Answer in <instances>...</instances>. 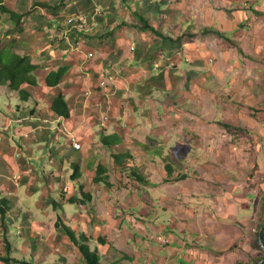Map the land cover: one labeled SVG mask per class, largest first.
Returning <instances> with one entry per match:
<instances>
[{
  "label": "crops",
  "instance_id": "obj_1",
  "mask_svg": "<svg viewBox=\"0 0 264 264\" xmlns=\"http://www.w3.org/2000/svg\"><path fill=\"white\" fill-rule=\"evenodd\" d=\"M5 4L21 16L16 26L8 15L12 26L21 33L22 51L19 52L31 55L39 66L35 73L39 84L25 87L32 94L29 101H23L7 86H0L11 98L20 101L17 108L0 106V201L5 200L9 210L6 218L0 212V258L29 264H74L70 255L82 254L62 226L57 227L60 220L61 225L71 227L77 235L85 234L90 238L87 244L98 249L101 264L103 259L111 257L114 248L118 252L109 259L111 263L141 264L152 244L149 238L144 240L146 233H142L140 240L134 234L124 237L123 229H129L124 226L133 224L125 217L120 218L119 214L124 215L125 210L118 208L117 202L122 198L117 196L118 187L115 177H111V169L117 171L120 180L123 175L120 172L131 169L128 167L142 174V164L137 160L146 158L153 161L152 169L142 175H150L146 179L153 181L152 174L161 173L168 183L177 173L175 165L177 169L182 167L178 162L160 166L158 163L161 158L185 159V86L213 77L206 74V62L197 60L195 53L189 52L200 39L185 43V0H6ZM212 11L211 17L216 10ZM138 13L169 38L163 39L146 30ZM217 13L213 20L215 26L231 37L229 30L232 29H224L221 22L222 19L227 24L230 22L228 10L224 11V16L220 11ZM73 15L98 19L101 27L89 33L79 32L68 24ZM213 22L206 27H211ZM91 53L95 54L93 59L89 58ZM217 55L220 61L225 59L222 51L217 50ZM220 61L218 59L217 70ZM60 67L68 68L59 90L70 104L72 117L69 119H62L53 112L52 102L58 90L46 85L49 74ZM217 70L219 78H223ZM103 81L108 82L107 88L101 86ZM104 114L111 117L110 122H102ZM63 122L70 132L77 134L85 149L78 151L72 146L60 128ZM30 132L35 133L27 138ZM163 141L165 149L152 148L161 146L159 143ZM96 142L105 144L107 151L100 148L99 152H94ZM117 142L119 144L115 145ZM145 144L150 146L148 151L144 149ZM115 148H119V152ZM74 151L81 155L76 156ZM143 151L148 153L143 154ZM109 154L110 157L121 154L123 165L117 162L110 165ZM93 156L99 161L91 168L88 161ZM134 159L135 165L131 163ZM100 165L107 168L105 176H110V184L95 182ZM75 166L79 167L81 176L77 179L72 175ZM168 166L172 177H169ZM16 175L20 176L19 181L15 180ZM183 179L178 183L182 185ZM68 186L70 192L58 197L59 191H66ZM112 188L116 190L111 191ZM82 190L92 194V199H87L84 206L70 203L69 197L83 198ZM181 196L178 199L182 200ZM124 199L126 206L133 205L135 200ZM165 199L169 205L177 195ZM139 200L137 205L141 204ZM89 204L94 205L92 210ZM172 209L177 218H184L183 209ZM10 224L18 227L21 239L11 236ZM173 231L178 232L173 229L169 236L165 235L169 241L184 239V230L176 235ZM99 238L106 243H99ZM135 242L140 251L133 247ZM183 250L167 247L157 260L159 264H179L184 261ZM52 251L64 259H57ZM82 263L85 264L84 259ZM0 264L7 263L0 261Z\"/></svg>",
  "mask_w": 264,
  "mask_h": 264
},
{
  "label": "rangeland",
  "instance_id": "obj_2",
  "mask_svg": "<svg viewBox=\"0 0 264 264\" xmlns=\"http://www.w3.org/2000/svg\"><path fill=\"white\" fill-rule=\"evenodd\" d=\"M200 8L208 12L200 13ZM213 9L216 11L211 17ZM227 10L230 22L225 23V19L221 22L224 29H232L230 36L244 53L225 39L203 34L217 12L224 16ZM10 22L4 14L0 22V41L22 51L21 33ZM211 27L219 28L215 21ZM193 39L201 42L189 52H194L197 60L206 62V74L213 77L185 86V117L182 116L185 119V159H160L159 166L162 163L175 165L176 162L182 166L177 169L175 165L177 173L168 183L161 173L152 174L153 181L148 183L130 180L132 167L123 171L127 172L125 174L120 172L123 174L120 180L117 171L111 169V177H115L118 187L117 196L122 198L117 202L118 208L125 210L124 215L119 214L120 218L125 217L133 224L124 226L129 229H123V233L126 238L134 234L139 240L142 233H146L144 240L150 239L152 249L144 254L147 257L141 264H148V261L159 264L157 257L164 255L167 247L184 249V261L179 264H248L263 255L257 247L256 232L262 223L264 207V0H185V43L188 45L189 41L194 42ZM217 50L225 53L223 61ZM189 56L193 54L189 53ZM218 59L221 66L217 70ZM189 60L192 62L191 58ZM216 70L223 78H219ZM19 102L0 89L2 109L12 105L17 108ZM159 144L161 146L152 148L165 149V141ZM133 145L141 149L139 144ZM100 148L107 151L105 144L96 142L94 152H99ZM115 149L119 152V148ZM144 149L148 151L149 144H145ZM73 153L81 155L77 151ZM152 154L156 155V152ZM97 161L99 159L93 156L88 165L92 168ZM137 161L142 164L140 172L148 174L153 161L146 158ZM114 162L116 159L109 154L108 163L114 165ZM131 163L135 165L136 160ZM72 171L74 176L77 169ZM184 175L181 185L178 182ZM86 177L89 178L87 174ZM148 177L150 175H146ZM128 192L130 194L126 195ZM172 194L177 195V199L168 203L178 211L183 209L181 216L184 218H177L170 204H166L165 198ZM61 195L65 197L66 191L60 190L58 197ZM180 195L182 200L178 199ZM124 198H135L133 205H123ZM82 202L84 206L85 200ZM89 208L92 210L94 205L89 204ZM173 229L184 230V239L169 241L165 235L169 236ZM9 230L12 237L21 239L17 226L10 224ZM173 232L174 235L178 233ZM161 238L168 242L163 244ZM80 241L88 243L90 240ZM133 247L140 251L136 242ZM117 252L114 248L111 257L103 259L102 264H113L109 259L112 260ZM52 253L57 259H64L58 253ZM70 257L71 263L83 264L79 254ZM122 263L130 264L128 261Z\"/></svg>",
  "mask_w": 264,
  "mask_h": 264
},
{
  "label": "trees",
  "instance_id": "obj_3",
  "mask_svg": "<svg viewBox=\"0 0 264 264\" xmlns=\"http://www.w3.org/2000/svg\"><path fill=\"white\" fill-rule=\"evenodd\" d=\"M6 0H0V22L2 20V16L4 14L9 15L12 20H14L15 25L18 26L21 16L18 15L16 12H13L6 6L5 4ZM138 16L141 20V22L144 24V27L146 30L153 32L155 35L162 37L163 39L169 38L168 36H165L163 32L160 30H157L155 27L152 26L151 22L144 16L138 13ZM204 35H214L221 39H225L229 42H231L234 45H237V42L229 37L226 33H224L222 30L214 28V27H207L203 30ZM184 37V36H183ZM239 50L243 52V49L238 46ZM39 66L36 65L33 61V58L29 54H22L18 51L16 47L9 44H3L0 41V86H7L11 92H16L20 95L21 99L23 101H29L32 97V94L27 92L25 90V87L27 85L31 86H37L39 84L37 77L35 76V73L38 71ZM68 73V68L60 67L58 70H55L49 74V76L46 79V85L54 90H58L55 94V98L52 102V110L53 112L58 115L59 117L63 118H71L72 117V110L70 107V104L65 96V94L59 90V87L61 83L63 82L66 74ZM229 129H232L229 125H225ZM107 141V139H106ZM107 143V142H106ZM107 146L109 144H106ZM113 157L116 159V162L119 165H123L124 157L121 155H113ZM77 169L76 174H74L73 178L77 179L80 178V170L78 166H75ZM168 172L169 177H172V169H170V166H168ZM108 173L107 168H105L103 165H100L97 172V177L95 178L96 183H102L106 182L109 183L108 179L105 175ZM130 178L133 180H138L140 182H147L145 176L140 174L138 171L132 170V172L129 175ZM185 175L183 176V178ZM170 181V180H168ZM110 184V183H109ZM83 189V188H82ZM83 191V190H82ZM70 192H66L67 194ZM83 198L78 199L77 197H72L69 201L70 203H84L82 201L88 199H92V194L85 193L83 191ZM57 207V203H56ZM8 208H7V202L5 200L0 201V212L3 215V218H6L8 214ZM262 223L259 227V230L256 232L257 234V247L261 250L263 255L259 258H253L251 263L248 264H264V207H263V216H262ZM60 220L57 222V227L64 229V232L68 236L69 240L78 248L80 253L82 254V257L85 261V264H101V255L98 251V249H92L91 246L87 243H83L80 241L82 239L83 241H89L90 238L87 237L85 234L80 235V238H78V235L73 231V229L65 224L61 225ZM98 242L101 244H105L106 240L99 238ZM262 242V243H261ZM260 243V244H259ZM0 261H3L7 264L11 263H23V264H29L26 261H19V260H13L9 258H0Z\"/></svg>",
  "mask_w": 264,
  "mask_h": 264
},
{
  "label": "built area",
  "instance_id": "obj_4",
  "mask_svg": "<svg viewBox=\"0 0 264 264\" xmlns=\"http://www.w3.org/2000/svg\"><path fill=\"white\" fill-rule=\"evenodd\" d=\"M68 24L70 27L78 30L79 32H85V33H89V32H92L93 30L97 29V28H100L101 27V22L98 20V19H90L89 16H86V15H73L71 16L69 19H68ZM95 57V54L91 53L89 58L90 59H93ZM101 86L102 87H105L107 88L108 87V82L107 81H103L101 83ZM62 119H65L63 117H60ZM110 116L108 114H104L103 115V119H102V122L103 123H108L110 122ZM23 120H21L20 122H22ZM46 122H50L48 120H46ZM60 124V123H59ZM61 125V124H60ZM61 129L64 130V132L67 134V136L69 137L70 141H71V144L72 146L80 151V150H83L84 146L83 144L79 141L78 139V136L75 132H70L65 123L63 122L62 123V126H60ZM35 132H30V133H27L26 134V137L27 138H31L33 136ZM18 157H21V154L18 155ZM54 161H52L53 163ZM15 180L16 181H19L20 179V176L16 175L15 177ZM70 190V187L68 186L66 188V191L68 192ZM161 242L163 244H166L168 241L166 238H161Z\"/></svg>",
  "mask_w": 264,
  "mask_h": 264
},
{
  "label": "water",
  "instance_id": "obj_5",
  "mask_svg": "<svg viewBox=\"0 0 264 264\" xmlns=\"http://www.w3.org/2000/svg\"><path fill=\"white\" fill-rule=\"evenodd\" d=\"M262 243V242H261ZM264 247V245H262Z\"/></svg>",
  "mask_w": 264,
  "mask_h": 264
}]
</instances>
